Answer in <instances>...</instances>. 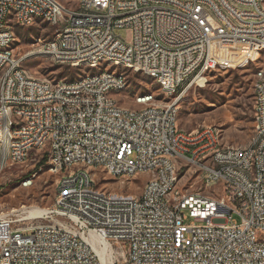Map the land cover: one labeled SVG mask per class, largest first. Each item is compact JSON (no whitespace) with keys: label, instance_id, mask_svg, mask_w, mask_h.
Instances as JSON below:
<instances>
[{"label":"built area","instance_id":"obj_1","mask_svg":"<svg viewBox=\"0 0 264 264\" xmlns=\"http://www.w3.org/2000/svg\"><path fill=\"white\" fill-rule=\"evenodd\" d=\"M14 17L56 28L58 49L37 43L25 53L72 68L85 61V68L109 62L155 70L170 99L151 111H130L120 100L102 99V88L116 95L114 86L123 80L44 82L29 72L15 76L25 53L0 55V100L7 104V118H0V176L11 162L34 154L47 166L55 157L48 168L56 185H68V195L55 198L40 223L0 214V264H101L92 237L105 244L112 264H264V86H256L264 68L255 74L254 137L247 146H224L216 127L186 131L177 121L180 89L205 70L228 66L220 57L222 41L264 52V0H0V41L9 37L6 25ZM120 29L128 37L117 34ZM63 45H71V56H64ZM188 70L195 79L175 84ZM148 99L153 96L135 101ZM8 122H18V131H7ZM45 137H52L49 149H42ZM167 152L177 153L180 168L171 169ZM70 160L109 166L112 178L132 181L139 169L161 167L162 182L141 200L124 195L121 202H104L87 176H63ZM215 162H225V169H215ZM181 172L196 176L200 187L181 191Z\"/></svg>","mask_w":264,"mask_h":264},{"label":"rangeland","instance_id":"obj_2","mask_svg":"<svg viewBox=\"0 0 264 264\" xmlns=\"http://www.w3.org/2000/svg\"><path fill=\"white\" fill-rule=\"evenodd\" d=\"M11 26L15 32L11 48L19 55L36 49L39 46L37 43L42 45L54 38L56 32L55 27L41 20L22 25L14 18ZM117 34L128 37V32L122 29ZM26 54L28 55L23 60L22 67L34 77L47 78L53 82L61 79L73 80L105 69L103 65L96 68L69 67L72 75L66 76L67 67L54 63L45 54L24 55ZM220 57L228 63L227 67L207 71L197 83L189 86L185 84L180 89L183 93L179 102L178 126L191 131L203 125H212L218 129L222 145H246L254 131L253 84L256 72L264 68V52L246 50L243 46L237 47L228 41H222ZM118 71L125 74L127 86L123 91L115 93V97L127 107L139 108L140 105L135 100L143 95H153L158 103L170 99L163 93L155 78L131 69L118 68ZM34 157L33 154L29 161L8 167L0 176V214H11L20 220V224L25 225L44 221L46 212L35 217L30 211L36 207H53L57 193V174L50 171L45 162L37 166L38 162ZM91 172L97 189L114 194L139 195L148 179L147 176H140L135 177L134 181L131 179L123 182V179H114L98 167ZM189 174L180 173L181 191L200 187L196 176L191 177ZM24 181L27 185L23 184ZM234 218L240 222L239 217Z\"/></svg>","mask_w":264,"mask_h":264},{"label":"bare ground","instance_id":"obj_3","mask_svg":"<svg viewBox=\"0 0 264 264\" xmlns=\"http://www.w3.org/2000/svg\"><path fill=\"white\" fill-rule=\"evenodd\" d=\"M258 1V0H255ZM16 21L22 25H25V20L22 17H14ZM6 33L9 34V37H5V40L0 41V55H5L8 52L13 51L11 45L15 40V32L11 26V24L6 25ZM0 37H2V29H0ZM69 38H78V31H69ZM43 47H47V49H58V38L56 36L48 41L42 43ZM30 54V53H29ZM63 54L64 56H71V45H63ZM28 54L24 55V58H19L17 60V67L15 68V76H22L26 74L28 71L22 67V62ZM228 56L229 55V45H228ZM105 66V69L92 73L83 75L77 79L73 80H63L64 83L68 85H78L83 84L86 78H101L105 75L109 76L111 80H123L124 85L114 86V94L120 91H123L127 86V78L125 74L118 71L117 64H110L109 62L98 63V66L86 65V67L96 68L99 66ZM85 67V61H78V67ZM210 70H205V73ZM151 76L156 79L157 83L160 85L163 93L168 96V92L166 91V83L162 81V78H158V74L155 70H145V71H136ZM44 82L50 83H58V81L53 82L47 78H42ZM186 79H195V70L188 71H180L177 76H175V84H184ZM202 84V81H201ZM204 85V84H203ZM19 86H27V79H19ZM256 86H264V77L256 78ZM153 95H143L139 98H149ZM102 99H112V102H119L118 98L115 95H112L111 88H102ZM140 105L139 108L127 107L126 109L135 112H144L151 111L153 109L159 108V103L157 99L153 96V99H148V101H137ZM0 118H7V104L3 103L0 100ZM200 127H212V125H203ZM7 131H18V122H8L7 123ZM2 135V126H0V137ZM220 136V134H219ZM254 137H251V140ZM250 140V142H251ZM249 142V143H250ZM248 143V144H249ZM222 144V143H221ZM52 145V137H45V140L42 141V149H49ZM234 147H245L246 145H227ZM167 160L171 161V169L180 168V161L177 160L176 152H167ZM27 160H17L11 162V166L14 164H19L25 162ZM48 166L55 167V157H48ZM76 167V168H73ZM96 165L93 162H89L88 160H70V165H65L63 169V176H72L80 177V175L87 176L89 183H95L93 174L91 170L95 168ZM98 168L104 170L108 175L112 176V169L109 166H98ZM215 169H225V162H215ZM250 174H257V167H250ZM140 176H147V180L143 184L142 191L139 195H125V194H114L107 193L96 189V196L104 199V202H121L125 195V201H133V200H141L142 197H145L148 193L149 187L154 185L155 183L162 182L161 175V167H153L152 169H139L138 173L134 175V178H138ZM123 182L126 180H131L132 176H122ZM69 194H76V187H69ZM68 195V185H57V193L56 198H61L63 196ZM47 211L46 208H33L30 211V214H35V217H39ZM93 245L92 248L100 260L101 264H111V258L109 253L106 250V246L103 242L99 240H95L92 237Z\"/></svg>","mask_w":264,"mask_h":264},{"label":"trees","instance_id":"obj_4","mask_svg":"<svg viewBox=\"0 0 264 264\" xmlns=\"http://www.w3.org/2000/svg\"><path fill=\"white\" fill-rule=\"evenodd\" d=\"M70 68L67 67L66 70H65V75L66 76H71L72 75V72L69 70ZM46 160V158H43L40 162L37 163V166H40L41 164L44 163V161Z\"/></svg>","mask_w":264,"mask_h":264}]
</instances>
